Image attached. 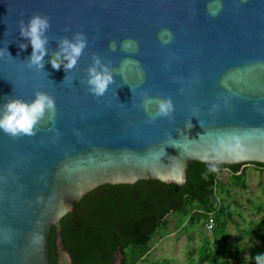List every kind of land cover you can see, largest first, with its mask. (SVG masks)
Wrapping results in <instances>:
<instances>
[{
	"label": "water",
	"instance_id": "obj_1",
	"mask_svg": "<svg viewBox=\"0 0 264 264\" xmlns=\"http://www.w3.org/2000/svg\"><path fill=\"white\" fill-rule=\"evenodd\" d=\"M219 5L212 15L217 0H0V113L38 92L56 106L32 135L0 130V264H51L52 228L100 186L184 185L194 161L264 164V0ZM37 13L50 22L43 67L21 35ZM79 33L86 46L65 68L61 42ZM92 68L113 76L102 96Z\"/></svg>",
	"mask_w": 264,
	"mask_h": 264
},
{
	"label": "trees",
	"instance_id": "obj_2",
	"mask_svg": "<svg viewBox=\"0 0 264 264\" xmlns=\"http://www.w3.org/2000/svg\"><path fill=\"white\" fill-rule=\"evenodd\" d=\"M249 165L264 169L261 163L215 167L194 161L184 185L155 180L100 186L82 199L77 213L61 220V235L52 228L51 264H59L55 246L58 236H62L64 249L70 253V264L144 263L155 238L169 234L171 219L190 242L193 234L202 236L201 245L191 247L187 254L191 264H232L234 251L242 264H256V255L264 253V206L256 210L257 215L262 214L259 222L251 220L247 228L240 229L238 219L244 220L243 206L232 195L234 189L248 188ZM224 170L231 173L226 183L219 178ZM210 216L215 221L211 239L204 231ZM229 223L236 227L240 239L248 236L252 243L260 241L263 249L257 248L245 257L240 242L233 246L230 240ZM173 262L169 259L163 263Z\"/></svg>",
	"mask_w": 264,
	"mask_h": 264
},
{
	"label": "clouds",
	"instance_id": "obj_3",
	"mask_svg": "<svg viewBox=\"0 0 264 264\" xmlns=\"http://www.w3.org/2000/svg\"><path fill=\"white\" fill-rule=\"evenodd\" d=\"M220 9L219 0H217V6L210 8V13L216 15ZM50 27V22L47 16H42L37 13L33 15L28 23L25 25L21 22V35L30 38V43L33 48V52L30 57V65H36L37 67H43V56L46 53L45 44L47 38L44 36L45 31ZM62 52L67 63L65 68H72L75 66L77 59L82 53V50L86 46V40L82 33L77 34L75 42L63 40ZM131 41H126L124 47L127 48ZM23 47H27L24 45ZM114 47V45H113ZM11 55L10 53H8ZM52 66L59 70L60 63L58 60L53 59L51 61ZM99 64V59L96 60ZM113 80L112 74L107 68L103 71H97L95 68L90 69L89 85L90 91L96 96H102L106 91L109 83ZM56 106L55 99L50 95L38 92L35 99L29 103L21 99H10L4 103V110L0 113V130L5 133L17 136L21 133L32 135L35 132L37 123L45 116L46 113L55 115ZM172 105H166L160 109L161 118L167 119L172 114ZM256 264H264V253H258L255 257Z\"/></svg>",
	"mask_w": 264,
	"mask_h": 264
},
{
	"label": "rangeland",
	"instance_id": "obj_4",
	"mask_svg": "<svg viewBox=\"0 0 264 264\" xmlns=\"http://www.w3.org/2000/svg\"><path fill=\"white\" fill-rule=\"evenodd\" d=\"M246 169L248 188L246 190L234 189L232 193L236 202L243 206L244 220L238 219L240 229L247 228L251 220L259 222L262 214L257 215L256 210L258 207L264 206V169L260 170L253 165L247 166ZM230 177L231 173L228 170H224L219 176L224 183L228 182ZM228 228L233 246L240 242L239 245L245 257H250L251 253L256 252L257 248L263 249L260 241L252 243L248 236L240 239V234L233 224L229 223ZM204 231L211 239L212 232H208L206 229ZM193 238L194 240L190 242L188 235L181 232L176 227L174 220L171 219L169 234L166 237L158 236L155 238L153 250L146 257V262L140 264H164L163 262L169 259L174 261L171 264H191L187 254L191 247L196 248L201 245L202 236L200 233H195ZM193 257L197 258V255ZM58 261L59 264H69L70 259L65 252L61 251ZM195 264L199 263L196 262ZM232 264H242V260L237 258L235 251L232 255Z\"/></svg>",
	"mask_w": 264,
	"mask_h": 264
},
{
	"label": "flooded vegetation",
	"instance_id": "obj_5",
	"mask_svg": "<svg viewBox=\"0 0 264 264\" xmlns=\"http://www.w3.org/2000/svg\"><path fill=\"white\" fill-rule=\"evenodd\" d=\"M61 231H62L61 228L56 230V232L60 235H61ZM55 243H56L55 246H56V254H57L58 260H59L60 251H63L69 256V258H70L69 264H70L71 263V256H70V253L68 254V252L64 249L62 236H58Z\"/></svg>",
	"mask_w": 264,
	"mask_h": 264
},
{
	"label": "built area",
	"instance_id": "obj_6",
	"mask_svg": "<svg viewBox=\"0 0 264 264\" xmlns=\"http://www.w3.org/2000/svg\"><path fill=\"white\" fill-rule=\"evenodd\" d=\"M214 224H215V221H214V217L213 216H210L208 221L206 222V227L205 229L208 231V232H212L213 229H214Z\"/></svg>",
	"mask_w": 264,
	"mask_h": 264
}]
</instances>
